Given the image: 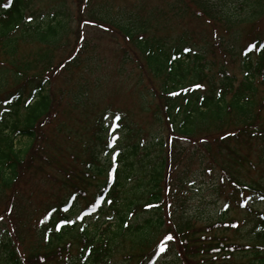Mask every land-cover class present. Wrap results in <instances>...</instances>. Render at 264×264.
<instances>
[{"label":"trees","instance_id":"16d2710c","mask_svg":"<svg viewBox=\"0 0 264 264\" xmlns=\"http://www.w3.org/2000/svg\"><path fill=\"white\" fill-rule=\"evenodd\" d=\"M31 1L0 0V107H3L0 114V188L4 189H9L18 179V170L25 164L27 152L29 154L35 145L38 125L50 116L52 100L48 93V79L43 72L44 64L49 63L50 50L57 47L68 32L66 12L57 10L45 18L44 14H40L34 19L35 14L25 13V7ZM184 1L190 3L209 24L223 27L222 30L229 37L225 43L224 39L219 38L216 43L223 45L227 54H230L237 42V28L243 24H254L261 15L260 6L264 2L255 1L250 5L248 2H242L232 10L230 0H178L173 8L187 10ZM246 6L251 11L242 13ZM99 14L101 16V13ZM134 15L130 14L125 19L122 16L117 17L110 19L109 22L113 29L116 28L117 33L139 52L144 70L154 80H159L157 99L159 107L156 111L161 116L156 112L151 116L157 123L166 124L170 133L166 142L158 139L146 146L157 148L160 155L156 159H151L148 169L143 170V175L147 177L145 184L139 181L140 178H136L138 182L134 188L138 189L134 194L124 189L127 188L125 182L132 173L134 163L126 160L137 155L140 149L138 143L121 149L120 154L116 155L118 160L115 163H111L108 158V165L99 167L102 150L110 153L112 147L121 144L120 139L118 141L110 136L108 128L102 123L109 117L108 112H111L109 107H105L104 119L95 124V132L86 141L84 151L87 160L82 162L86 180L81 177L77 179L85 183L90 178H103L102 184L97 186L99 188L97 193L88 201L85 214L101 212L104 205L111 208L118 205L121 211L116 208L114 213L119 217L104 226L101 232H89L83 228L76 233L77 254L71 256L68 254L71 241L67 236L72 233L75 224L69 223V216L76 211L77 198L84 199L86 196L84 190L73 187L78 189L71 190L67 198L59 199L53 205L44 208L37 229L40 242H44L43 251L32 252L29 257L25 256L22 260L17 254L16 235L13 231L3 230L4 239L0 242V248L4 258L9 261L8 264H30L33 260L35 262L40 260L43 264L54 261L57 264H105L112 256L116 241L119 238H127L130 241H138V247L145 250L136 264H151L158 252H161V255L170 253V244L174 246L176 252H173L181 264H188L191 261L193 264H246L238 261L240 256L246 254L253 259L250 263L247 262L248 264H264V211L244 201V194L252 191L264 200V188L257 190L256 187L238 181L233 183L234 191L241 198L237 206L246 210L247 215H252L254 219L251 228L253 234L247 245L233 244L222 235L203 234L201 236L203 243L197 242L199 238L194 237L195 228L188 220L179 221L175 216L170 217L172 208L167 204V200L171 198L181 201L179 198L186 195L189 187L186 182L189 172L188 159L185 164L187 171L177 170L181 151L176 155L174 151L178 141L195 142L202 139L205 143L200 146L211 158L214 154L221 157L223 156L221 151L227 150L228 156L235 160L234 162L237 159L240 162V157L233 149L231 150L232 144L242 140L246 143L250 141L264 143V119H260L257 114L264 108V104H256L257 100H254L256 89L253 81L247 78L235 85L234 77H230L223 69L218 72V76L208 75L205 57L201 52H196L193 45H189L192 41L190 37L184 34L178 40L168 43L166 38L148 36L149 21L143 16ZM107 16L100 19H107ZM248 37L249 45L242 49L245 66L251 69L249 58L256 54L260 61L254 71L263 75L264 37L254 38L255 33L252 32ZM32 45L34 46L32 53H22V47ZM252 45L256 47L249 51ZM75 54L76 52L66 61L67 68L79 65V57L75 58ZM9 77L10 83L5 81ZM188 77H191L190 85H186ZM261 102H264V99ZM147 104L148 102L144 105L146 110ZM255 104L259 108L255 109ZM75 105L85 107L83 99L78 100V104ZM5 113H8L6 118ZM114 120L118 124L122 121V116ZM17 138L27 140V146L17 148ZM212 146L216 147V152H213ZM34 152L30 154L26 167L31 168ZM262 159L264 163V155ZM120 162H123L121 167ZM39 167L40 164H34L32 169ZM221 169L223 170L222 167ZM141 189L144 195L148 194L142 199L138 198L137 194ZM130 194L133 195V199L128 197ZM123 195L124 199L120 202L119 198ZM137 209L142 212L151 211V216L138 224L126 222L122 212L133 213L132 211ZM163 217L170 222L171 227L158 241L148 243L150 237L148 235L158 234L163 227ZM202 228L206 230L214 228L219 233L223 232V229L219 228L237 231L238 222L220 219ZM169 236L171 239L166 240L165 237ZM12 238L15 240L12 241ZM191 241L192 246L186 247L185 243Z\"/></svg>","mask_w":264,"mask_h":264},{"label":"rangeland","instance_id":"374dc122","mask_svg":"<svg viewBox=\"0 0 264 264\" xmlns=\"http://www.w3.org/2000/svg\"><path fill=\"white\" fill-rule=\"evenodd\" d=\"M176 1L178 0H32L26 5L25 13L35 14L34 19L40 14H44L45 18L57 10L66 12L68 32L64 40L50 50L49 63L44 64L43 72L48 79V93L52 100L50 116L38 125L35 145L32 146L29 154L27 152L25 164L18 170V179L9 189L0 188V242L4 239L3 230L13 231L17 241L13 238L12 241L15 240L18 257L22 260L25 256L29 257L32 252L43 251L44 242H40L37 229L43 217L44 208L53 205L59 199L67 198L71 190L79 188L86 193L84 199L77 198L76 211L69 216V223L75 224L74 230L67 236L71 241L68 252L71 256L74 257L77 254L76 233L83 228L89 232H101L104 226L119 217L114 213L116 208L121 211L118 205L114 208L104 205L101 212L83 216L88 201L97 193L99 189L97 186L102 184L103 178H90L85 183L77 179L81 177L86 180L84 165H82V162L87 160L84 151L86 141L95 132V124L104 119L105 107H109L111 112H108L109 117L102 123L108 128L110 136L118 141L120 139L121 144L115 148L112 147L113 150L110 153L102 150L99 156L101 157L99 167L106 166L108 158L111 163H115L118 160L116 155L120 154L121 149H127L138 143L140 149L137 155L126 160L134 162L132 173L125 182L127 188H124L132 194L138 189L134 187L139 178V181L145 184L147 177L143 175V170L148 169L150 160L160 155L157 148L146 146L158 139L164 143L170 135L166 124L157 123L151 116L153 112L157 113L156 110L159 107L157 102L159 80H154L144 70L139 52L117 33L116 28L113 29L110 19L121 18V16L125 19L130 14L143 16L150 25L147 35L166 38L168 43L186 34L185 36L192 40L189 45H193L196 52H201L205 57L208 75L218 76V72L223 69L230 77H234L235 85L250 78L256 89L254 93L256 104H264L261 102L264 99V74L254 71L260 57L256 54L250 56L251 69L249 70L242 56V49L250 42L249 33H255L254 38L264 37V2L260 6L261 15L254 24H243L237 28V42L230 54H227L223 45L216 43L218 38L224 39L223 43H225L229 37L224 33L223 27H214L213 24H209L186 1L184 2L187 4V7L185 5L187 10L173 8ZM255 1L260 0H230V8L234 10V7L242 2H248L250 5ZM250 11L251 9L246 6L242 13ZM102 16L105 18L107 16V19H100ZM33 50V45L22 47V53H32ZM75 52L74 57H79V65L67 68L66 61ZM9 79L10 77L5 81L10 83ZM190 79L191 77L187 78L186 85H190ZM82 99L85 107L75 105ZM147 102L148 110L144 107ZM256 104L255 109L259 108ZM260 110L257 113L258 117L264 119V108ZM2 111L1 106L0 114ZM157 114L160 115V113ZM7 115L8 113H5L4 117L6 118ZM121 116L122 121L116 124L114 119ZM203 143L205 142L202 139L195 142L184 140L176 143L175 155L181 151L177 170L187 171L186 160L188 159L187 162H189L186 178L189 187L186 195L179 198L181 201L176 198L167 200L169 208H172V212L169 209L172 213L170 217L175 216L179 221L188 220L195 228L194 237L199 238L197 242L203 243L201 239L203 234L222 235L233 244L247 245L253 234L251 228L254 219L252 215H247L246 210L237 206L241 198L234 191L233 183L238 181L241 184L256 187L257 190L264 188L262 159L264 143L260 141L246 143L242 140L232 144L231 150L237 153L240 162L238 159L236 162L231 160L227 150L221 151L223 156L214 154L211 158L200 146ZM16 146L21 149L26 147L27 140L17 138ZM212 150L216 152V147L212 146ZM33 151L35 152L32 154L31 168H29L26 167V162ZM34 164H40L41 167L32 169ZM122 164L123 162H120L119 167ZM73 187L78 188L73 189ZM142 191L141 189L137 193L140 199L148 195H144ZM124 196H120V202L123 201ZM128 197L133 199L131 194ZM244 201L264 211V200L253 191L244 194ZM132 212H122L126 222L132 225L151 216V211L142 212L137 209ZM220 219L236 220L238 230L219 228L223 229V232L219 233L214 228L211 230L202 228ZM163 220L164 225L158 234L148 235L150 236L148 243L158 241L168 232V228L171 227L170 222L164 217ZM169 231L172 232V230ZM116 242L112 256L105 264H136L140 259L139 256L145 252L144 248L138 247V241L119 238ZM192 242H189L191 244L186 242V247L192 246ZM170 248L171 252L159 256L154 264H181L172 244ZM245 256H240L238 261L246 262V264L253 261L248 254ZM8 263L0 248V264ZM193 263V261L188 262V264ZM30 264H43V262L33 260ZM49 264H57V262Z\"/></svg>","mask_w":264,"mask_h":264},{"label":"snow or ice","instance_id":"6c2138e0","mask_svg":"<svg viewBox=\"0 0 264 264\" xmlns=\"http://www.w3.org/2000/svg\"><path fill=\"white\" fill-rule=\"evenodd\" d=\"M29 19H30V18H29ZM255 47H256L255 45L250 46L249 51H251V49H252V48H255ZM198 87H199V86H198ZM165 239H166V240H170L171 237H170V236H169V237H165ZM161 250H163V248H162Z\"/></svg>","mask_w":264,"mask_h":264}]
</instances>
